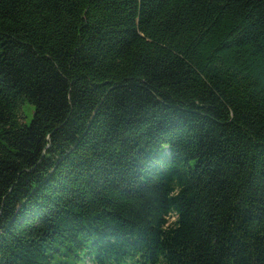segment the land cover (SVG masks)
<instances>
[{
	"label": "trees",
	"instance_id": "obj_1",
	"mask_svg": "<svg viewBox=\"0 0 264 264\" xmlns=\"http://www.w3.org/2000/svg\"><path fill=\"white\" fill-rule=\"evenodd\" d=\"M81 253L264 264V0H0V264Z\"/></svg>",
	"mask_w": 264,
	"mask_h": 264
},
{
	"label": "rangeland",
	"instance_id": "obj_2",
	"mask_svg": "<svg viewBox=\"0 0 264 264\" xmlns=\"http://www.w3.org/2000/svg\"><path fill=\"white\" fill-rule=\"evenodd\" d=\"M33 109H34V107L29 105L28 103L24 104L25 114L23 116V122L30 123V121L32 120V117H33ZM87 257L88 256L86 254H82V253L78 255V258H76L75 255L71 254L70 260L74 259L75 263L84 264L87 260ZM91 264H94V263H91Z\"/></svg>",
	"mask_w": 264,
	"mask_h": 264
},
{
	"label": "clouds",
	"instance_id": "obj_3",
	"mask_svg": "<svg viewBox=\"0 0 264 264\" xmlns=\"http://www.w3.org/2000/svg\"><path fill=\"white\" fill-rule=\"evenodd\" d=\"M178 192H179V189H177L176 192L172 193V195H176V194H178ZM168 226H169V225L166 224V225H164V228L167 229Z\"/></svg>",
	"mask_w": 264,
	"mask_h": 264
}]
</instances>
